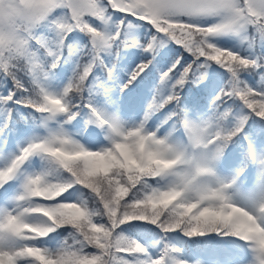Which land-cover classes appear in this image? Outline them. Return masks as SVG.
I'll use <instances>...</instances> for the list:
<instances>
[{
	"label": "snow or ice",
	"instance_id": "1",
	"mask_svg": "<svg viewBox=\"0 0 264 264\" xmlns=\"http://www.w3.org/2000/svg\"><path fill=\"white\" fill-rule=\"evenodd\" d=\"M0 264H264V0H0Z\"/></svg>",
	"mask_w": 264,
	"mask_h": 264
}]
</instances>
